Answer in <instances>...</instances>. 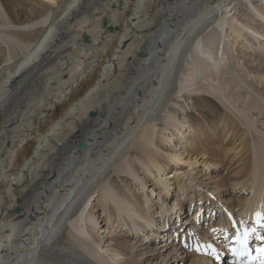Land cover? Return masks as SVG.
<instances>
[{
  "label": "bare ground",
  "instance_id": "bare-ground-1",
  "mask_svg": "<svg viewBox=\"0 0 264 264\" xmlns=\"http://www.w3.org/2000/svg\"><path fill=\"white\" fill-rule=\"evenodd\" d=\"M0 57V264H177L183 204L222 227L264 206V0H0ZM190 97L208 109L197 130L179 116ZM217 123L247 160L212 186L186 144L168 149L196 133L214 169ZM169 164L191 168L171 181Z\"/></svg>",
  "mask_w": 264,
  "mask_h": 264
},
{
  "label": "rangeland",
  "instance_id": "rangeland-1",
  "mask_svg": "<svg viewBox=\"0 0 264 264\" xmlns=\"http://www.w3.org/2000/svg\"><path fill=\"white\" fill-rule=\"evenodd\" d=\"M19 1H21V0H19ZM25 2H28L29 4H31L32 2H35V0H24ZM36 1H39V0H36ZM41 1H45V0H41ZM31 2V3H30ZM260 2V1H259ZM258 2V3H259ZM2 64V60H1V57H0V65ZM27 89H29L28 87H27ZM29 95L31 96L32 95V93L30 92L29 93ZM187 100H189V101H182V104H183V107H182V111L180 110V114H179V116H181V118H183L185 121H186V123L187 124H191V125H193V127L195 128V130H197V128L199 129L202 125H204V124H206L207 122L206 121H204L203 119H202V117H203V115L205 114V112H207L208 111V109H207V107H204V104H205V101L202 103V101L200 100V99H195V100H192V97H190V98H188ZM214 100H210L206 105L209 107V108H212L211 106H212V102H213ZM203 104V105H202ZM210 105V106H209ZM201 107V108H200ZM203 107V108H202ZM216 109H218V110H222L221 108H220V106H218V107H215ZM197 109H199V111L197 110ZM207 109V110H206ZM222 112H223V110H222ZM222 112L221 111H218L217 112V115H219V114H221L222 115ZM194 113V114H193ZM196 113V114H195ZM198 113V114H197ZM195 118H194V117ZM197 116V117H196ZM198 119V121H197V119ZM199 118H201V120L199 119ZM223 118V117H222ZM221 118V119H222ZM215 119H217V118H215ZM217 121V120H216ZM201 122V123H200ZM203 122H205V123H203ZM195 123V124H194ZM222 124L223 123H220L219 125H218V123H217V125L218 126H216V131H219V137H221V138H219V140L221 141V143L219 144V146L218 147H216V146H214L216 149H217V151L218 152H220L221 153V159L222 160H220V162L218 161V165H217V163H215V165L217 166V167H215L214 169H212L211 170V168L208 170H204L205 168L202 166V165H204L205 163L203 162V161H206V158L207 157H209V154L207 153V152H205L204 150H203V147H202V142L199 140V138L197 137V135H196V133H194V135L196 136H193V135H191L190 137H189V139L190 140H188L187 141V143L186 142H181V140L180 139H176V142H175V144H174V146L176 145L177 146V148H169L168 150H170V151H173V152H179V151H182L183 150V148H185L184 150L185 151H182L183 152V157H184V159H186L187 161H189V162H191V161H193V162H195L194 163V165H193V167H194V171H195V173H196V175L199 177H197L198 179H200V181H202V184H210V185H212L213 186V183H209V182H211L210 180L211 179H208L210 176L211 177H219V179H220V177H222V179L220 180L222 183H224V184H227L231 179H233L235 176H234V174L237 172V169L239 168V163L240 162H242V161H244V160H247V157H246V151H247V146H245L244 147V150H243V153H242V155L238 152L239 151V146H240V144H241V140H239V139H241V138H239V135H240V132H234L233 133V135H231L232 133H229L228 135H224V131H223V129H222ZM196 125V126H195ZM199 125V126H198ZM205 126V125H204ZM208 131V130H207ZM191 134H192V132H191ZM234 134H236V135H234ZM212 137H213V139H218L217 138V136H216V138L214 137L215 136V133H212ZM196 140V141H195ZM190 143V144H189ZM217 143H218V141L216 142V145H217ZM186 144V146L185 147H183V145H185ZM198 144V145H197ZM239 144V145H238ZM180 147V148H179ZM183 147V148H182ZM197 148V149H196ZM202 149V153H199V154H197V150H201ZM196 150V151H195ZM166 151H167V149H166ZM239 153V154H238ZM188 158H189V160H188ZM195 159V160H194ZM223 164V165H222ZM219 166V167H218ZM169 167V168H168ZM174 165H168L167 166V169L164 171V172H168V173H166V175H163V178L166 176L167 177V179L168 180H171V181H173L175 178H178V177H182L183 176V178H185L187 175H188V173H189V171L188 170H190V168L191 167H189L188 169H187V167H188V164L186 165H182V168H179L178 169V171L177 172H175V170H174ZM185 169H187L186 170V172H185ZM209 176H208V175ZM186 175V176H185ZM214 175V176H213ZM208 176V178H206V179H204V177H207ZM218 180V179H217ZM200 185H202L201 183H199ZM176 185V184H175ZM203 186V185H202ZM172 187H173V185H172ZM227 187V189H225ZM222 188H224V189H222ZM222 188H221V192L224 194V196H222V198H225V199H227V201H230L231 199H233L234 197H235V195H233L232 194V192L231 191H229L230 189H231V187H228V186H222ZM158 189V188H157ZM175 190H177V187H175ZM203 190V189H202ZM201 190V191H202ZM212 191V190H211ZM156 192V191H155ZM221 192H220V194H221ZM192 193V192H191ZM201 193V192H200ZM247 192H245L244 191V195H247L246 194ZM162 195H163V192L161 193ZM190 194V193H189ZM215 197V196H214ZM155 198H157V196L155 197ZM216 198H217V196H216ZM196 203H197V198H196V201H195ZM194 202V203H195ZM193 203V204H194ZM228 203V202H227ZM171 204V201L168 203V205H170ZM210 204V203H209ZM197 207V206H196ZM183 208L185 209V213L186 214H184V215H182L181 216V218L183 217V219L185 220V218H188L189 217V213L190 212H192L193 210H195V206H194V208H190V210L191 211H189V209H187V208H189V206H184V204H183ZM112 208H110V210H111ZM209 212H210V210L207 212V211H204L203 213H204V215L206 214V215H208V216H206V221L204 220V223H206V222H208V223H210L211 222V219H210V215H209ZM186 216V217H185ZM217 216V215H216ZM173 217H174V215H173ZM192 217V216H191ZM106 218H104V220H105ZM182 219V220H183ZM185 221H187V220H185ZM218 221V216H217V218H216V220H215V222H217ZM171 222L172 223H176L177 222V219H175V217H174V220L172 219L171 220ZM105 223V222H104ZM173 225V224H172ZM100 231V230H99ZM98 231V232H99ZM3 233H5V230H3ZM121 234V232L120 233H118V235H120ZM121 236V235H120ZM167 237H168V235H166ZM165 239V238H164ZM171 239V238H170ZM165 241H163V243H164ZM167 243H168V245L170 246L171 244L173 245V243H174V241H173V243L171 242V244H169V240H167L166 241ZM177 243H179V242H177ZM151 244H153L154 245V243H151ZM146 245L147 244H145L144 245V247L145 248H142V249H140L141 251H146V252H148L149 254L151 253H153V251H149L148 250V247H146ZM175 245V244H174ZM159 246V245H158ZM175 246H177V245H175ZM178 247V246H177ZM150 249V248H149ZM185 250V252H182V253H185V254H187L186 252H189V251H186V249L185 248H181L180 250ZM156 252V253H155ZM154 252V255H152L151 256V259H152V262H159V261H161V258L164 256V254H165V251L164 250H162V248H159V247H157L156 248V251ZM175 253V254H174ZM150 254V255H151ZM185 254H181V253H176V252H173L172 254H170L169 255V257H171L170 258V261L171 260H173L174 258L173 257H175V259H176V261L175 262H177V264H188L189 263V259L190 258H192V255L193 254H188L187 256V258H185L184 256H185ZM181 256H183L184 257V259L183 258H181ZM194 256V255H193ZM180 259H183L181 262L179 261ZM179 261V262H178Z\"/></svg>",
  "mask_w": 264,
  "mask_h": 264
},
{
  "label": "water",
  "instance_id": "water-1",
  "mask_svg": "<svg viewBox=\"0 0 264 264\" xmlns=\"http://www.w3.org/2000/svg\"><path fill=\"white\" fill-rule=\"evenodd\" d=\"M16 209H19V206L18 205H16Z\"/></svg>",
  "mask_w": 264,
  "mask_h": 264
},
{
  "label": "snow or ice",
  "instance_id": "snow-or-ice-1",
  "mask_svg": "<svg viewBox=\"0 0 264 264\" xmlns=\"http://www.w3.org/2000/svg\"><path fill=\"white\" fill-rule=\"evenodd\" d=\"M257 215H259V214H257ZM246 235V234H245Z\"/></svg>",
  "mask_w": 264,
  "mask_h": 264
}]
</instances>
